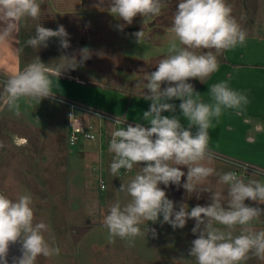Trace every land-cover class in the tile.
<instances>
[{
	"label": "clouds",
	"instance_id": "obj_1",
	"mask_svg": "<svg viewBox=\"0 0 264 264\" xmlns=\"http://www.w3.org/2000/svg\"><path fill=\"white\" fill-rule=\"evenodd\" d=\"M104 3L99 0L95 6L101 8ZM170 3L171 0H107V9L114 18L125 22L117 24L122 31L137 15L143 17V22L145 18L158 17ZM41 5L42 0H0V42L12 40L18 28L28 21H38ZM232 13L228 0H178L172 14L168 55L141 82L143 99L151 101L142 117L148 126H133L118 116L112 123L110 173L118 176L121 170L136 172L117 189L126 202L116 200L103 216L110 242L119 238L130 247L137 237L145 235L140 226L146 222L159 221L175 230L183 229L191 219L195 221L191 231L197 238L191 242L188 255L195 264H246L253 257L264 261V229L257 230L253 223L264 216V208L259 206L264 204V182H246L235 171L218 172L213 166L217 155L209 147L213 119H219L225 110L240 114L249 103L248 97L221 81L209 88L211 99L205 102L189 82L195 79L204 83L218 70V57L223 52L246 42L248 33ZM133 35L139 43L144 31ZM50 38H58L62 49L71 46L63 25L53 30L40 23L35 25V35L27 39L26 45L38 50L46 48ZM78 55L79 60L76 54L61 55L54 66L41 62L37 56L3 80L0 102L20 116L21 100L40 104L43 99L53 98L51 77L59 78L83 66L93 53L83 47ZM173 100L181 101L179 109L187 126L176 115H162L176 112L177 106L170 102ZM214 176L217 184L227 186L226 194L213 189L210 178ZM161 184L183 187L197 199L202 193H209L210 202L191 209L180 202L177 210ZM246 200L256 206L246 204ZM50 232L49 224L37 220L30 193L19 194L15 199L0 193V264H8L9 247L16 243L21 245L22 255L14 258L13 264H36L38 257L59 256L55 238L46 235ZM149 232L156 236L154 228L148 227L147 235Z\"/></svg>",
	"mask_w": 264,
	"mask_h": 264
},
{
	"label": "rangeland",
	"instance_id": "obj_2",
	"mask_svg": "<svg viewBox=\"0 0 264 264\" xmlns=\"http://www.w3.org/2000/svg\"><path fill=\"white\" fill-rule=\"evenodd\" d=\"M98 3L99 0H42L41 14L49 15L45 19L46 28L56 30L58 25H63L66 31L73 35L69 36L71 46L62 52L61 47L57 48L59 51L54 46L49 48L51 45L49 41L48 47L39 50L23 44L21 61L22 59L25 62L34 61L38 56L41 62L55 65L59 63L61 55L73 54H76L79 60V50L88 47L93 53L91 59L85 61L83 66L69 71L77 73L81 78L105 85L106 88L111 87L115 90L118 88V91H123L129 97H136L129 104L130 115L133 116L132 119L138 118L140 120L137 121H141L143 112L150 108L151 103L143 99L144 89L141 82L145 74L154 71L160 59L168 55L172 14L177 8L178 0H171L169 7L158 17L145 18L143 22V17L137 15L133 23L125 25L122 31L117 28V24L125 22L117 20L118 17L114 18L108 12L107 0L101 8L95 6ZM228 3L233 9L232 14L247 33L264 31V0H228ZM38 23L41 24V19ZM141 30L144 31V36L138 43L133 33ZM50 40L57 42L58 38ZM221 55L218 57L219 60ZM189 82L193 85L200 83L195 79H190ZM108 99L104 102L101 98L100 102L113 108L117 104L116 101L114 98ZM59 105L60 103L52 99H43L40 104L21 100V115L7 118L2 115L10 112L0 102V109L3 111L0 114V142L5 145L0 148V152L9 157L8 160L2 159L6 160V164H0V193L12 199L19 194L30 193L37 220L50 225L51 232L46 235L54 237L56 246L60 248L59 256L38 257L36 264H175L174 260L165 261L162 255L167 257L171 254V251L167 250L170 247L175 250L178 245L184 247L185 244L186 248L191 246L189 242L192 241L186 239L194 240L197 237L194 234L188 237L184 228L194 220H188L184 230L179 228L174 230L170 225L161 224L159 221L155 224L146 222L140 226L145 235L137 237L133 246H127L126 242L119 238L110 242L108 230L103 226L102 219L107 213L109 201L114 199L112 197L114 183L110 181L111 179L109 183L107 180V189H100L99 170L102 168L98 166L99 158L96 153L99 151V141L77 139L74 144H69L67 152L64 137L62 141L59 139L61 122L66 121L67 113L57 107ZM79 114L88 118L87 120L95 121L96 117L92 115L91 118L82 112ZM15 135L27 137L29 147L22 146L21 148H24L22 151L21 148L15 147L8 149L7 146H14L15 142L25 144L22 138ZM46 143H52L57 149L48 148ZM37 146L38 152L32 153ZM27 148L31 152H24ZM49 153L61 154L48 156L52 164L44 165L42 163L46 160L44 157ZM217 157L213 166L218 172L235 169V166L222 156ZM108 158L109 156H106V160ZM111 161L112 159L107 165L108 178L110 176L113 178L109 167ZM133 173V171L124 173L121 179L125 181L130 179ZM247 178L264 182V175L256 171L249 172L243 179L247 182ZM210 181L214 190L219 188L226 194L227 186L217 184L215 176L211 177ZM160 187L165 190L167 197L175 202L178 210L179 201L173 197L171 185L165 187L161 184ZM203 196L202 199H197L196 196L195 199H187L185 203L189 209L201 201L208 204L210 194L203 193ZM245 203L256 206L252 201L246 200ZM261 208H264V204ZM160 219L162 220V217ZM263 220L264 216H261L256 221ZM148 227L156 230L155 237L151 232L147 235ZM182 251L181 253H184V250ZM176 262L188 264L183 261ZM8 264H13V261L8 259Z\"/></svg>",
	"mask_w": 264,
	"mask_h": 264
},
{
	"label": "crops",
	"instance_id": "obj_3",
	"mask_svg": "<svg viewBox=\"0 0 264 264\" xmlns=\"http://www.w3.org/2000/svg\"><path fill=\"white\" fill-rule=\"evenodd\" d=\"M48 16V13L41 14V24L44 27H46L45 19L48 18ZM69 36L72 37L73 35L69 34ZM20 38L21 26L14 34V38L12 40L7 42H0L1 87L3 80H5L9 75L18 73L25 66L33 62L30 60L25 62L23 59L21 61ZM49 42L51 44L49 48L54 46L55 49H60L59 41L52 42L49 39ZM42 49L44 48L42 47ZM61 51L64 52L62 48ZM221 56L222 57L219 63L218 70L214 72L207 80H205L204 83L200 82L197 85H193L195 90L201 94L202 100H204L205 102H210L211 98L208 93L209 88L215 83L226 81L232 89L246 94L249 103L243 108L240 114H237L233 110H225L219 119H213V127L209 129V147L218 156L247 162L264 170V31H261L259 33H248L247 40L243 45H238L233 49L227 50L223 52ZM50 66H54V64ZM21 67L23 68L21 69ZM51 78L53 80L52 91L54 93V97L49 99L60 103V105L57 107H59L60 109H64L66 113L69 110L68 105L60 100L58 101L56 97L59 96L74 99L90 108H95L116 115H124L133 122L148 126L147 121H144L143 118L141 121H137L140 119L136 118V120H134L132 119L133 116L130 115L131 108L129 109V104L133 102L136 97L131 96V98L123 91H118V88L116 90L111 87L106 88L104 87L105 85L97 84L94 80L79 77L77 73H74L73 71L65 72L59 78L55 76H52ZM0 91H2V89H0ZM101 98H103L104 102L109 100L108 98H114L118 105L116 104L113 108L107 107L104 102H100ZM170 102L174 103L177 106V110L175 113L167 112L166 116L176 115L181 119V122L185 124V126H187V121L183 118L182 113L179 109V104L181 101L173 100ZM1 112L3 111L1 110L0 114ZM9 112L10 113L2 116H7V118L10 116H16L11 111ZM77 112L81 113L82 111L77 110ZM82 114H87L91 117V114L85 111H83ZM87 119L85 118L87 123L97 124L98 122L96 118L95 121ZM65 120L66 121L61 122L62 126L60 128L59 139L62 141V138L64 137L66 143L65 150L68 152L69 142L67 137L69 135V126L67 117ZM193 131H195V129H193ZM15 136L22 138L25 141V144L20 145L19 142H15L16 144L14 143V146H7L8 149H11L13 147L18 149L22 146H25L24 148L29 147L30 142H28L29 140L27 137L23 135ZM46 145L48 148L57 149L52 143H46ZM61 146L64 147L63 144ZM61 146H59L58 148L60 149ZM24 148H21V151ZM38 149L39 147L37 146V148H35L32 153L36 152ZM26 151H29L28 148L27 150H24V152ZM96 153L99 158L98 166H101L102 170L105 172L108 178L107 165L110 162V159H112V155L107 152L104 153V155L99 154V151ZM60 154L61 153H49V155L45 157L43 156L46 160H44L42 163L44 165L52 164V162L48 160V156L52 157ZM106 156H109L107 160ZM2 159L8 160L9 157L8 155H3L0 152V164H6V160L2 161ZM140 166L143 167L144 165L141 164ZM94 167H96V165ZM182 170L185 171V173L187 172L186 168ZM133 172V175H135L136 169H134ZM110 177L108 178V183L110 179V181H113L114 183V194L112 196L114 199H111L108 205L114 203L118 199V197L120 198L119 200L122 203L126 202V198L117 190L119 189L120 184L125 182V180L121 179L123 178V176L119 178L115 176H113V178ZM185 180L186 176L182 178V183ZM171 193L173 194L175 200L179 201V203L183 201L185 202V200L187 199H195L196 196L195 194L189 196L188 193L183 189V187H178L176 185H171ZM201 197L204 198L203 193L200 195V199H202ZM199 204L206 205L207 203H202L201 201ZM260 207H262V205H260ZM253 223L254 227L257 230L264 229V220L254 221ZM194 226L195 221H192V223L188 224V226L184 228L187 232L188 237L192 236L193 233L191 229ZM186 240L193 241L192 238ZM152 242H154L153 239ZM190 244L191 243L189 242V245ZM190 247L191 246L186 248L185 244L184 247H182L181 245L176 246L175 250H172L170 247L167 250L171 251V254H168L167 257L162 255V258L164 257L165 261L174 260L175 264L177 263L176 261L195 264L194 259H191V257L188 255ZM182 250H184V253H181L183 252ZM181 257L185 260H179L181 259ZM248 262H250L249 264H264V261H260L255 257L249 259Z\"/></svg>",
	"mask_w": 264,
	"mask_h": 264
},
{
	"label": "built area",
	"instance_id": "obj_4",
	"mask_svg": "<svg viewBox=\"0 0 264 264\" xmlns=\"http://www.w3.org/2000/svg\"><path fill=\"white\" fill-rule=\"evenodd\" d=\"M58 100L62 101L63 103L67 104L69 110L67 112V119H68V126H69V144H74L77 139L84 138L88 140H98L100 144L99 154L109 153V141L111 139V132L113 131L112 123L115 121L117 116L122 119L126 120L127 124H132L135 126L136 122L131 121L124 115H116L108 112H104L102 110H98L95 108H90L83 103L66 98V97H57ZM77 110H81L82 112L85 111L97 119V124L87 123L84 116L79 114ZM122 125H116L115 127H121ZM224 158V157H223ZM229 163L235 166L233 171L237 172L240 177L245 178L249 175V172L256 171L260 172L264 175V170L260 169L254 165H251L247 162H242L230 158H224ZM100 177H99V186L101 190L107 189V176L105 172L100 169ZM124 172L121 170V173L118 177L123 176Z\"/></svg>",
	"mask_w": 264,
	"mask_h": 264
},
{
	"label": "trees",
	"instance_id": "obj_5",
	"mask_svg": "<svg viewBox=\"0 0 264 264\" xmlns=\"http://www.w3.org/2000/svg\"><path fill=\"white\" fill-rule=\"evenodd\" d=\"M37 23L38 21H28L26 25H21V38H20L21 58H22L23 44H26L27 39L35 35V25ZM25 33L27 34L29 33V35Z\"/></svg>",
	"mask_w": 264,
	"mask_h": 264
},
{
	"label": "water",
	"instance_id": "obj_6",
	"mask_svg": "<svg viewBox=\"0 0 264 264\" xmlns=\"http://www.w3.org/2000/svg\"><path fill=\"white\" fill-rule=\"evenodd\" d=\"M21 255V245L19 243L10 245L7 259L13 261L14 258H19Z\"/></svg>",
	"mask_w": 264,
	"mask_h": 264
}]
</instances>
